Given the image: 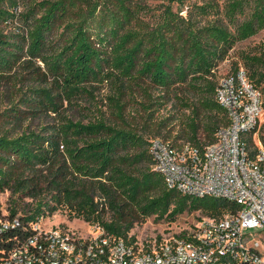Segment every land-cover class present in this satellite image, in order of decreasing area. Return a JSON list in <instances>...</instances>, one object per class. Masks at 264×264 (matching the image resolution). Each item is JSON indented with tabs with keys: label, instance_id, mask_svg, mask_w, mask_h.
<instances>
[{
	"label": "trees",
	"instance_id": "16d2710c",
	"mask_svg": "<svg viewBox=\"0 0 264 264\" xmlns=\"http://www.w3.org/2000/svg\"><path fill=\"white\" fill-rule=\"evenodd\" d=\"M263 29L264 0H0V83L10 84L9 96L18 92L0 121V193L9 192L7 216L19 221L6 246L61 209L126 244L149 217L172 222L185 212L234 210L222 199L168 189L148 145L161 137L202 150L215 141L229 122L215 98L218 65ZM238 60L242 66L233 62L227 74L242 68L262 97L263 49L240 51ZM104 88L109 113L69 117L67 109L92 105ZM41 117L50 121L23 125ZM24 198L33 203L18 216Z\"/></svg>",
	"mask_w": 264,
	"mask_h": 264
},
{
	"label": "built area",
	"instance_id": "2783aa9c",
	"mask_svg": "<svg viewBox=\"0 0 264 264\" xmlns=\"http://www.w3.org/2000/svg\"><path fill=\"white\" fill-rule=\"evenodd\" d=\"M215 98L229 122L213 143L199 150L155 138L148 152L168 189L222 199L234 210L201 218L189 232L132 244L112 238L97 224L88 225L81 236L63 227L45 228L40 218L30 224V233L20 239L13 235L7 246L3 237L19 221L5 211L0 215V264H264L261 93L240 68L219 79Z\"/></svg>",
	"mask_w": 264,
	"mask_h": 264
},
{
	"label": "rangeland",
	"instance_id": "374dc122",
	"mask_svg": "<svg viewBox=\"0 0 264 264\" xmlns=\"http://www.w3.org/2000/svg\"><path fill=\"white\" fill-rule=\"evenodd\" d=\"M20 10V8H19ZM12 26H9L5 30H10ZM263 49L264 51V29L259 31L256 35L236 43L233 48L230 50L227 58L221 62L218 65V68L216 70V76L221 77L226 75L228 72H230L232 68V63L237 62L239 66L241 65V62L239 59V53L240 51H261ZM19 73H24L22 69L17 70ZM10 84H6L4 81H1L0 83V121L1 123H4L3 120H1V112L5 110V108L8 107L7 99L17 97L18 92L15 90V88L10 89V96L7 94V87ZM20 86L19 82L16 83V87ZM25 89V88H24ZM106 95V89H101L100 91H97L95 93L96 96V102L92 104V102L89 103L81 101L79 102L78 106H73L69 109H67V114H69V117H72L75 120H81L82 122H85L93 115H97V109L104 113H109V109L107 108L105 99ZM263 100L264 95L262 94ZM169 106L167 109H169ZM66 107V104H64V108ZM138 110V105L134 104L133 102H130L127 111H133ZM167 111V110H166ZM166 111L160 110L159 113L154 114L153 120L159 119V117H162ZM137 117V121L141 123V120L139 119V116ZM264 118V111L262 119ZM50 121V118L47 117H41L40 119H35L32 121H25L23 122V125L30 124L31 126H37L39 124H44L45 122ZM6 125V124H5ZM12 125H10L11 127ZM8 127V126H7ZM179 126H175V130L172 131L171 135L174 136L177 133V129ZM261 130H264V123L262 124ZM147 138H150L146 136ZM162 139L161 137H159ZM199 139L201 142H203V137L199 135ZM183 140H177L176 144L183 143ZM33 200L24 198L20 202V205L18 207V216L22 213H25V211L32 206ZM9 192L4 191L0 193V213H4L8 207H9ZM29 205V206H28ZM207 217V214H205L203 211H192V212H185L181 215H179L174 221L168 222V221H159L156 222L153 217L147 218L143 223L134 225L132 230L130 231V235L134 236L137 242H145V241H151L153 240L157 235L163 238H169L170 236L174 234H179L182 231L189 232L192 227L197 223V221L201 218ZM44 222L42 224L45 228H54V227H63L66 229H69L73 232H75L77 235L86 236L88 233V223L80 220V219H70L68 216V213L66 210H58L54 214L50 216L43 217Z\"/></svg>",
	"mask_w": 264,
	"mask_h": 264
}]
</instances>
